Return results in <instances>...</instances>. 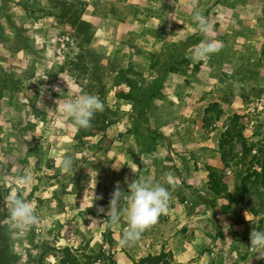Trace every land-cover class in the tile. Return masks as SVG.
<instances>
[{
	"label": "rangeland",
	"instance_id": "rangeland-1",
	"mask_svg": "<svg viewBox=\"0 0 264 264\" xmlns=\"http://www.w3.org/2000/svg\"><path fill=\"white\" fill-rule=\"evenodd\" d=\"M17 1L0 0V201L9 211V196H19L39 217L22 235L8 221L12 251L21 263L59 264L69 249L81 264H121L118 254L125 264H142L148 256L156 264H189L191 257L174 259L162 244L150 251L148 243L139 246L140 239L119 246L126 216L111 224L106 213L117 185L127 193L134 180L151 181L183 204L180 190L209 188L210 173L227 186L226 194L214 195L229 207L225 221L239 223L249 246L259 224L247 205L253 199L264 207V185L251 179L244 191L246 169L233 156L241 152L240 132L256 142L251 155L264 152V0H209L208 15L189 0H65L83 9L82 19L94 32L91 43L53 17L31 19ZM196 13L211 25L207 34L193 20ZM193 35L201 39L183 53L189 65L168 77L138 128L131 103L114 97L116 74L129 64L146 73L163 43ZM202 41L215 42L218 50L195 58ZM83 93L119 114L90 145L76 148L78 128L60 106ZM145 127L151 146L143 140ZM137 131L142 140L135 138ZM65 156L73 160L68 173L59 163ZM141 172L144 181L135 179ZM21 176L31 177L30 183H16ZM124 205L122 199L119 207ZM246 251L251 264H264L259 254ZM194 253L191 259L199 251Z\"/></svg>",
	"mask_w": 264,
	"mask_h": 264
},
{
	"label": "trees",
	"instance_id": "trees-1",
	"mask_svg": "<svg viewBox=\"0 0 264 264\" xmlns=\"http://www.w3.org/2000/svg\"><path fill=\"white\" fill-rule=\"evenodd\" d=\"M208 1L209 0H189V3L195 8L199 7L202 9L204 15H208L209 7H205ZM17 5L33 20L53 17L58 22L68 24L77 34L83 36L86 43H91L92 41L94 32L91 30V24L82 19L83 9H78L72 3H68L65 0H18ZM110 13L113 16H117L115 10L110 11ZM106 15L107 14H105L103 18ZM118 19L122 20L121 17H118ZM199 39L201 38L193 35L186 41L163 43L161 48L151 56L146 73L136 71L132 64L118 71L114 80V97L118 101L131 103V119L133 124L138 126V128L144 127L143 124H141L144 115L148 112L153 98L163 89L164 83L168 77L177 74L189 65V60L183 56V53L188 47L196 44ZM261 54L264 58V45L262 46ZM91 56L93 57V55ZM148 79H152V81L148 82ZM118 114V109H112L104 105V110L102 112L94 114L89 128H78L76 131L74 136L76 148H84L90 145L95 137L101 136L108 128L115 125ZM145 129L147 138H143V140L145 139L146 144L149 143L148 145L151 146V144L154 143V139L151 135V131L146 127ZM139 132L137 131V134L134 133L135 138L142 140V135ZM237 137L241 152L240 155L235 154L233 158L237 159L238 165L246 169V176L242 179V189L244 191L247 190L246 188L249 187L247 184H251V179L264 185V152L259 149L257 151L258 155H251L256 142L253 141L251 137H245L242 132L237 134ZM230 142L233 143L232 138L229 143H227L229 144L228 147L230 146ZM220 147L228 149L224 144H221ZM225 151L229 153L231 149ZM223 161V167H227L229 162L227 160ZM248 162H251L250 165ZM254 164L259 167L258 171L252 169L251 166ZM247 165L250 169L246 168ZM220 180L221 176L210 173L209 189L214 195L227 193L226 184L221 183ZM211 206L212 208H216V212L222 211L224 213H226L229 208L227 205L216 207L214 202ZM247 206L249 213L253 217L258 218L259 226L257 231H263V205L257 206L255 201L251 199ZM8 221L9 211L0 201V264H22L20 258L12 251L11 231L8 227ZM62 253L63 256L59 264H81L69 249H64ZM156 260V257L148 256L142 261V264L144 262L156 264Z\"/></svg>",
	"mask_w": 264,
	"mask_h": 264
},
{
	"label": "clouds",
	"instance_id": "clouds-1",
	"mask_svg": "<svg viewBox=\"0 0 264 264\" xmlns=\"http://www.w3.org/2000/svg\"><path fill=\"white\" fill-rule=\"evenodd\" d=\"M193 20L197 22L201 33L207 34L211 31V25L199 13L193 15ZM217 50L215 42L202 41L194 53V57L200 58ZM60 110L70 118L74 127L87 129L91 126L94 114L102 112L104 105L98 96L83 93L63 102ZM59 163L62 172L71 171L73 160L70 156L63 157ZM30 180L29 176H21L16 178V183L27 185ZM122 199H126V206L123 208L119 207ZM8 200L12 230L22 235L39 223V217L30 202L19 196H9ZM169 200L170 192L165 187L153 184L151 181L134 180L128 184L127 193L122 192L117 185L111 194L106 216L111 224L118 223L121 216H126L127 226L119 240V246L126 247L135 244L144 231L155 224L159 216L167 212ZM248 248L254 254H259V258L264 259V231L253 230L250 233Z\"/></svg>",
	"mask_w": 264,
	"mask_h": 264
},
{
	"label": "crops",
	"instance_id": "crops-1",
	"mask_svg": "<svg viewBox=\"0 0 264 264\" xmlns=\"http://www.w3.org/2000/svg\"><path fill=\"white\" fill-rule=\"evenodd\" d=\"M124 175L126 177V173ZM124 177L123 180H126ZM138 178L144 181L141 179L142 172L135 173V179ZM175 197L172 200L170 197L167 212L147 228L148 234L140 237V247L148 243L150 251L157 244H162L165 251L171 249L174 251L173 258L178 257L180 260L183 256L193 258L194 251H199L194 259L189 258V264H251V257L246 253L248 243L245 242L243 230L236 226L239 223L225 221L226 216H231L229 213L220 212V215H216V208H212L211 204L214 202L218 207L224 203L216 200L217 197L209 188L190 186L181 189L177 198L183 204L174 202ZM124 201L125 207L126 199ZM240 222L244 224L242 220ZM186 234L189 236L186 237ZM118 257L121 264H125L121 254Z\"/></svg>",
	"mask_w": 264,
	"mask_h": 264
}]
</instances>
